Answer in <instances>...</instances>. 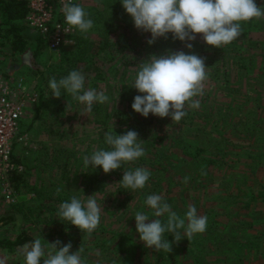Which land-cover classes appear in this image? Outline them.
<instances>
[{
  "label": "rangeland",
  "instance_id": "1",
  "mask_svg": "<svg viewBox=\"0 0 264 264\" xmlns=\"http://www.w3.org/2000/svg\"><path fill=\"white\" fill-rule=\"evenodd\" d=\"M93 2H87L94 21L90 37L114 42L130 24L124 29L132 35L128 49L139 33L123 7L112 16L113 32L109 33L97 15L100 6ZM255 2L264 5V0ZM195 41L201 52L194 53L206 58L208 79L200 107L188 109L179 124L151 113L143 117L124 101L122 85H131L136 67L123 63L127 49L120 44L113 56L110 45L104 48V63L93 55L80 63L81 69H90L82 71L85 87L106 90L109 103H96L91 112H84L85 106L62 90L64 142L41 167L40 178L31 180L32 185L25 175L37 197L24 193L25 187L17 192L14 205L0 199V222H8L0 226V236L25 231L34 239L42 237L46 251L47 242L59 240L60 246L71 242L70 252L83 249L85 264H264V20L243 23L241 36L225 46L229 52L206 45L199 34ZM179 45L190 52L182 42ZM134 57L127 58L134 61ZM113 122L117 134L135 130L146 155L107 174L99 166L85 167L84 156L98 148L108 149L104 134ZM136 167L149 169L150 179L143 189L126 190L119 181L124 171ZM151 194L164 197L181 217L189 205H195L198 214L208 218L206 231L179 242H172V234L165 233L172 242L170 253L145 247L134 215L140 211L157 218L145 204ZM89 195L102 205L100 225L90 236L56 216L60 203ZM159 219L164 221L166 216ZM211 231L221 233L219 245L205 235ZM217 248L224 251L217 254ZM0 262L23 264V257L18 251L15 255L0 251Z\"/></svg>",
  "mask_w": 264,
  "mask_h": 264
},
{
  "label": "clouds",
  "instance_id": "2",
  "mask_svg": "<svg viewBox=\"0 0 264 264\" xmlns=\"http://www.w3.org/2000/svg\"><path fill=\"white\" fill-rule=\"evenodd\" d=\"M120 3L133 26L138 31L150 33L147 44L152 45L157 38L167 40L171 33L174 41H181L189 50L193 48L197 34L206 45L221 49L241 36L243 23L264 20V5L258 6L255 0H120ZM61 11L68 30L75 29L83 35L94 27L90 14L73 0H62ZM205 59L182 50L166 49L161 55L149 54L139 61L129 86L140 93L133 97L132 110L143 117L150 113L160 118L171 117L173 124H179L188 109L200 107L199 97L204 96L208 79ZM48 87L54 98H60L62 90L69 94L85 106L84 112H91L94 104H107L110 99L106 90L86 88L85 76L78 70H71L59 80L51 77ZM104 142L108 149L98 148L83 157L85 167L96 169L99 166L107 174L146 155L138 133L128 130L117 134L114 122L105 132ZM150 176L149 169L136 167L124 171L119 183L126 190H140ZM188 179L184 177L183 182L187 183ZM85 197L72 196L69 201L60 203L56 216L90 236L100 225L102 205L94 195ZM145 204L157 218L151 219L148 213L138 211L134 215L135 228L144 246L157 252L170 253L172 242L182 238L190 240L207 229L208 218L199 215L195 205H189L181 217L161 195H148ZM164 216L166 220L159 219ZM165 233L172 234V242L165 239ZM42 241V237H37L21 246L18 252L23 257V264H85L81 256L83 249L70 252L71 242L63 246L59 240L47 242L46 251Z\"/></svg>",
  "mask_w": 264,
  "mask_h": 264
},
{
  "label": "crops",
  "instance_id": "3",
  "mask_svg": "<svg viewBox=\"0 0 264 264\" xmlns=\"http://www.w3.org/2000/svg\"><path fill=\"white\" fill-rule=\"evenodd\" d=\"M87 2L89 3V0H77V4L83 6L85 10H91L92 5ZM22 23L26 25L25 21ZM26 35V47L20 53H13L10 42L0 37V74L13 78L22 77L27 84L33 82L39 92L37 101L28 102L20 118L18 137L24 136L25 141L16 140L13 147L14 159L22 163L23 171L29 176V184L32 185L31 180L40 178L39 175L44 170L41 167L56 155L57 147L64 142L62 101L60 98L52 97L48 81L51 77L59 80L65 75L57 70L60 52L50 53L43 38L29 26ZM73 49L74 45L64 50ZM211 232L212 234L205 235L212 240L215 238L219 245L220 241L217 239L221 233ZM223 251L224 249L217 248L215 252L218 254Z\"/></svg>",
  "mask_w": 264,
  "mask_h": 264
},
{
  "label": "trees",
  "instance_id": "4",
  "mask_svg": "<svg viewBox=\"0 0 264 264\" xmlns=\"http://www.w3.org/2000/svg\"><path fill=\"white\" fill-rule=\"evenodd\" d=\"M96 4L100 6L97 8V15L102 17L104 20L102 22V26L105 28V32L112 33L113 24L112 22L114 19L112 16L116 13L121 11L122 5L120 0H95ZM89 13V10H86ZM28 12V0H0V37L8 40L11 45V49L13 53H20L25 50L26 43H27V35L26 32L28 30V26H26L22 21H24L25 16ZM94 15V16H97ZM93 16V17H94ZM93 20V18H91ZM111 21V22H110ZM121 21L127 22L126 18H123ZM115 27H120L119 25H115ZM131 28V25H125L121 36L114 41L111 42L109 40H102V39H94L91 38L89 33L81 34L77 30L74 34V49L69 51H61L60 63L57 65V70L63 72L65 76L71 70H78L82 71H89L90 69L85 68L84 70L80 68V63H82L86 58L90 55H93L95 58H98L102 63L105 62L104 57L106 54L103 53L108 45H110V52L112 56L114 52L117 51V45L120 44L122 48L127 49L129 43L131 42L132 35L126 34L124 31L125 28ZM110 28L111 30H107ZM107 30V31H106ZM137 34L135 40H133L130 47L127 49L124 55V64L127 66H135L137 70V66L139 61L148 57L149 54H155L156 51H164L165 48L171 49L172 51H179L181 50L179 45L181 41L173 40L171 33L168 34V39L165 40L164 38H157L155 43L152 45L147 44V40L150 38V35H147L146 32H141L136 29ZM193 49L189 50L191 52H201V46L198 44L197 41H193ZM93 45H98L97 48ZM234 45V44H233ZM218 52H229L226 50L225 47L223 48H216ZM234 52V51H231ZM135 56L134 61H129L127 57ZM130 85L123 84L121 88V93L123 96L124 101L128 105L131 106L133 97L138 95V93L134 88L129 87ZM14 159V156H13ZM16 162L21 163L20 161ZM9 180L15 189L16 192H20L22 189L26 187L27 190L24 193L32 192L36 195L39 194L34 188H30L27 185L25 180V172H18L13 171L9 174ZM42 204H38L41 206ZM20 207L14 208L17 211ZM1 221V220H0ZM8 222H0V226L6 225ZM32 238L28 233L25 231H21L20 233L14 236H0V251H6L9 255H15L18 249L26 243L33 241ZM197 244H200L196 241ZM194 243V242H190ZM196 244V243H195ZM196 244V245H197Z\"/></svg>",
  "mask_w": 264,
  "mask_h": 264
},
{
  "label": "built area",
  "instance_id": "5",
  "mask_svg": "<svg viewBox=\"0 0 264 264\" xmlns=\"http://www.w3.org/2000/svg\"><path fill=\"white\" fill-rule=\"evenodd\" d=\"M61 8L62 0H28V12L24 19L26 25L43 38L52 54L74 45L76 30H68ZM38 96L33 82L27 84L22 77L0 74V199L7 205H14L17 201V192L9 174L14 170H24L22 163L13 159L14 142L25 141L24 136L18 137L20 118L26 104L36 102Z\"/></svg>",
  "mask_w": 264,
  "mask_h": 264
}]
</instances>
